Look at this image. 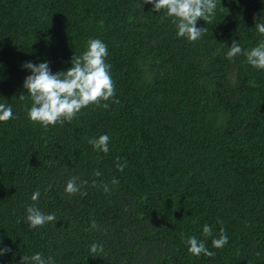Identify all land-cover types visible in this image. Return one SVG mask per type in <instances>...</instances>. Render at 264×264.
<instances>
[{
  "label": "trees",
  "instance_id": "1",
  "mask_svg": "<svg viewBox=\"0 0 264 264\" xmlns=\"http://www.w3.org/2000/svg\"><path fill=\"white\" fill-rule=\"evenodd\" d=\"M165 15L144 0H0V104L13 109L0 122V248L11 249L0 264L37 253L54 264H264V70L227 57L233 40L245 51L264 41V0H217L195 42ZM92 39L108 49L109 108L32 122L22 66L66 72ZM105 134L107 154L88 143ZM73 177L87 181L74 195ZM32 205L56 220L33 229ZM221 228L229 242L216 249ZM191 236L215 255L189 253Z\"/></svg>",
  "mask_w": 264,
  "mask_h": 264
},
{
  "label": "clouds",
  "instance_id": "2",
  "mask_svg": "<svg viewBox=\"0 0 264 264\" xmlns=\"http://www.w3.org/2000/svg\"><path fill=\"white\" fill-rule=\"evenodd\" d=\"M144 4L153 5V11L160 13L162 10L166 15L162 19L172 18V23L176 25L178 37H187L188 40L195 42L199 40L206 28H198V20L211 23L215 18L217 10V0H144ZM255 29L259 34L264 35V19H258ZM245 55L247 62L251 66L264 70V41L257 47L245 51L240 43L233 40L227 57L232 59L239 55ZM108 55L107 46L99 39L88 41V49L80 56L74 55L72 58V67L66 72L53 74L49 63L43 62L34 64L25 63L22 68L31 72L24 81V89L27 91L33 101L32 107L28 110L29 118L34 123L41 124L45 129L50 125L55 126L59 123L61 126L65 122L70 123L81 113L82 109L90 105L102 106L109 108L106 103L115 96L114 84L110 75L111 65L105 63ZM26 95H20L19 99L23 100ZM101 102H105L101 104ZM113 103H119V100H112ZM13 118V109L11 105L0 104V122H7ZM110 137L101 135L96 139L88 141L94 149L107 154L109 152ZM127 163L117 164L119 171H123ZM100 176V172L95 173ZM79 177H73L67 182L66 193L76 194L81 192L83 184L78 183ZM113 184L118 183L114 178ZM96 182L93 181V187ZM105 192L110 191L107 185H102ZM86 195V193H81ZM40 192L37 190L31 196L33 202L38 201ZM27 221L35 229L42 227L47 223L56 220L55 214H44L34 205L28 206ZM93 228L96 227L93 222ZM203 234L205 237L212 236V228L204 225ZM229 242V237L223 228L220 229L219 238L212 240V245L216 249H222ZM2 243V241H0ZM186 243L189 245L188 251L192 255L199 257L214 256L215 253L208 250L204 241L197 239L195 236L187 238ZM103 246L93 243L90 246L91 254L103 252ZM11 252L8 247L0 248V256ZM20 264H54L52 257L47 260L41 253L32 256H24Z\"/></svg>",
  "mask_w": 264,
  "mask_h": 264
}]
</instances>
